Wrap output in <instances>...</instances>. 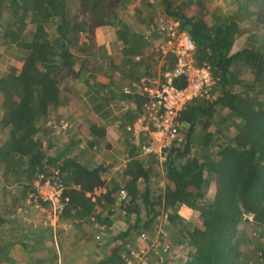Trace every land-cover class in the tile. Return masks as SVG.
<instances>
[{"label": "trees", "instance_id": "trees-1", "mask_svg": "<svg viewBox=\"0 0 264 264\" xmlns=\"http://www.w3.org/2000/svg\"><path fill=\"white\" fill-rule=\"evenodd\" d=\"M127 1L0 0V62L5 61L4 48L12 64L20 65L18 73L13 67L0 74V168L18 173L19 183L15 193L4 192L2 186L0 194V262L9 260L7 253L16 242L6 241L4 233L18 230L19 242L27 247L34 243V235L17 222L18 215L26 209L25 198L36 175L59 170L68 198L59 221L87 218L105 202L111 215L120 212L128 218L127 229L111 237V253L98 264H126L132 248L151 244L141 234L152 237L158 229L168 235L160 240V249L188 246L182 264H264V246L252 249L253 232L240 227L249 225L245 215L251 214L264 229V49L232 51L242 24L255 13L250 8L264 0H235L237 10L214 25L202 17L190 18L163 0L164 14L178 20L194 40L196 64L210 65L217 80L211 98H195L179 114L180 139L165 149L163 161L133 157L120 181L93 202L87 193L106 183L103 175L108 168L101 166L102 173L74 156L54 153L53 124L48 122L71 99L67 79L82 74L74 68L77 55L91 49L94 29L112 22ZM4 11L8 17L3 19ZM156 27L154 19L145 36L158 41L151 51L163 63L157 75L162 83L177 60L159 50L165 39L157 35ZM176 84L182 87L185 80ZM136 95L140 112L132 127L139 125L143 132L149 127L150 98L142 90ZM163 174L164 190L156 193L154 177ZM122 190L126 199L119 198ZM150 254L156 264H163L153 250Z\"/></svg>", "mask_w": 264, "mask_h": 264}, {"label": "crops", "instance_id": "crops-1", "mask_svg": "<svg viewBox=\"0 0 264 264\" xmlns=\"http://www.w3.org/2000/svg\"><path fill=\"white\" fill-rule=\"evenodd\" d=\"M133 1L134 4L121 7L112 22L94 29L91 49L86 54L77 55L74 65L82 74L67 79L69 88L66 92L71 99L66 106L54 111L48 122L60 124V130L66 127L62 131L65 136L59 151L52 147L54 153L74 156L91 168H108L103 175L106 183L94 193H87L93 202L120 181L123 170L133 157L164 160L165 150L158 155L145 153L141 147L156 141H153L156 134L151 128L141 132L139 125L134 129L132 126L140 112L137 92L145 86L156 87L161 81V76L157 75L163 63H158L157 54L152 53L158 41L145 34L150 22L164 14L165 6L163 0ZM170 1L186 16L202 17L209 25L237 10L235 0ZM250 9L255 13L252 19L250 17L242 24L233 52L248 47L264 49V2ZM7 57L10 69L14 67L18 73L20 65L12 64L10 60L13 58ZM126 88L130 92H126ZM95 133L98 134L96 139L93 137ZM52 141L53 137L50 144ZM156 181L158 186L162 181L165 184L162 175ZM139 185L144 184L139 181ZM110 208L105 202L101 207L96 205L87 218L62 222L58 218L54 225L42 226L41 223L40 230L26 224L25 229L35 237L34 243L28 248L16 239L19 236L16 233L13 240L16 242L7 253L9 260L4 259L0 264H98L111 253V237L128 227V218L126 220L120 212L111 215ZM109 220L112 224L107 225Z\"/></svg>", "mask_w": 264, "mask_h": 264}, {"label": "built area", "instance_id": "built-area-1", "mask_svg": "<svg viewBox=\"0 0 264 264\" xmlns=\"http://www.w3.org/2000/svg\"><path fill=\"white\" fill-rule=\"evenodd\" d=\"M131 14H134L131 11ZM156 33L164 37V42L159 45L163 54L176 56V67L164 73V82L156 87L145 86L143 92L148 93L150 102L147 105L149 112L148 126L154 137V144L143 148L145 153L161 155L173 140L180 139L177 118L187 104L195 98H211L217 84L212 68L208 64L198 65L195 62L196 44L192 37L180 28V23L165 14H159L157 18ZM184 79V86L176 84V80ZM126 92H130L128 88ZM33 190L25 198L26 209L21 211L24 216L29 212H37L39 215L55 224L68 200L64 197L65 186L62 183L59 170L41 171L33 180ZM78 188V186H75ZM127 193L119 192L120 199H126ZM140 238L148 240L152 238L142 233ZM149 251L159 255L160 261L167 247L160 249L158 243L152 240ZM148 251L141 249L130 250L126 256V264H152L147 256Z\"/></svg>", "mask_w": 264, "mask_h": 264}, {"label": "rangeland", "instance_id": "rangeland-1", "mask_svg": "<svg viewBox=\"0 0 264 264\" xmlns=\"http://www.w3.org/2000/svg\"><path fill=\"white\" fill-rule=\"evenodd\" d=\"M126 4H127V6H128V4L132 5V4H134V1L129 0V2H127ZM2 16H3V19L8 17V11H4ZM2 52H3L2 58H5V61L0 62V70H3L1 72H3V74H5L6 72L9 73L11 71V69H10L11 66L8 64L9 60L7 57L10 55L8 53H5L6 51H4V48H3ZM12 60H10V61H12ZM1 68H3V69H1ZM15 71H17V70H15ZM53 125H52V130H51L52 132L50 134V136L53 137V141H52L53 143L51 142V144H52L53 148H56L57 151H59L60 145L62 144V141L64 140V136H65V135H62V134H64L62 132L64 130L63 129L60 130V128H59L60 124H58V123H54ZM51 137H50V140H51ZM16 174H18V173H16ZM16 174L14 172L10 173L9 171H4V169L2 167L0 168V194L3 193L2 192L3 191L2 186H5V188H6V191H4V192L15 193L17 191L19 183L15 182V175ZM162 176L164 177V174ZM156 179H158V178H156ZM164 186H165V184L163 183V181H162V184L159 186L156 183V185H154V189H155L156 193L163 192ZM214 191H215L214 188L210 189L211 196L214 194ZM0 200H2V199H0ZM21 214L18 215L19 218L17 219V222L19 224H22V226L24 228H25V226H27L26 224H28V225L32 224V226L35 227V229L37 228L38 230H40V228H41V223H42V226L43 225H51L50 224L51 222L48 219L46 220L43 216L39 215L37 212H29V213H26L24 216H22ZM195 214H197V216H199L200 211H196ZM245 217L247 218L249 225L242 223V224H240V227L243 229V231H245L247 233L251 234V232H253L254 243L252 245V249L257 250L259 246H261V245L264 246V229L261 230L260 224H257L256 222H254L253 215H251V214L245 215ZM42 218H44V219H42ZM162 231L163 230L158 229L156 234L151 237L152 240L153 241L155 240L159 246H161L160 240L166 235V233H164ZM18 232H19L18 230H15L14 232H11V233L10 232L4 233L3 237H4V239H7L8 241H13L16 238L15 237L16 233H18ZM166 236H168V235H166ZM244 245L245 244H241V246H244ZM185 246H187V245H185V244L176 245L175 244L172 247H170V249L167 248V250L165 252L167 256L163 254V259H162V261H159V262L163 263V264H182L183 259H184L183 256L185 255V253L188 250V248H187L188 246L187 247H185ZM149 247H150V245L144 244V246L141 248L143 250H147L148 251V254H147L148 258L152 259L153 257L150 254L151 251H149L150 250ZM168 250H170V251H168ZM151 262H152V264H156L154 260H151ZM4 264H6V263H4Z\"/></svg>", "mask_w": 264, "mask_h": 264}]
</instances>
